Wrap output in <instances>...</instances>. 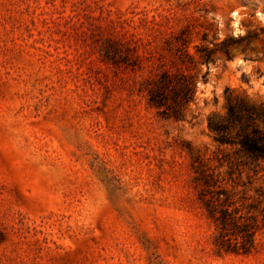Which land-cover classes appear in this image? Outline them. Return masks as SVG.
<instances>
[{
	"label": "rangeland",
	"instance_id": "374dc122",
	"mask_svg": "<svg viewBox=\"0 0 264 264\" xmlns=\"http://www.w3.org/2000/svg\"><path fill=\"white\" fill-rule=\"evenodd\" d=\"M258 27L264 0H0V264H264V162L207 128L226 90L264 104V43L202 65L184 121L145 89L203 33ZM217 193L254 225L249 253L220 249Z\"/></svg>",
	"mask_w": 264,
	"mask_h": 264
},
{
	"label": "trees",
	"instance_id": "16d2710c",
	"mask_svg": "<svg viewBox=\"0 0 264 264\" xmlns=\"http://www.w3.org/2000/svg\"><path fill=\"white\" fill-rule=\"evenodd\" d=\"M202 42L195 46L194 53L182 48V57H178L172 66L160 65L159 72L145 83L147 91V104L156 113L167 120L184 121L190 106L195 101L196 87L199 78L205 81V76H200V67L208 65L222 55L226 60L231 59V52L239 49L241 52L253 41L264 43V27L248 30L245 35L238 37L227 36L215 41L207 40V33H203ZM180 46L187 42L178 39ZM210 45V46H209ZM264 57V50L261 52ZM207 128L213 142L219 147H230L233 153L243 154L251 163L264 162V104L256 103L245 96L233 95L229 90L225 91V113L223 115L212 114L207 119ZM230 162V169L235 165ZM216 176L208 170L199 169L195 178L206 195L209 189L217 184ZM209 195L204 199L208 216L214 220L220 249L229 251V245L224 238L233 236L240 238L242 253H249L254 244V225L249 221H241L237 217L236 209H229L226 200L220 202L219 197ZM221 206L222 208H219ZM228 240V239H227ZM239 251V249H233Z\"/></svg>",
	"mask_w": 264,
	"mask_h": 264
}]
</instances>
